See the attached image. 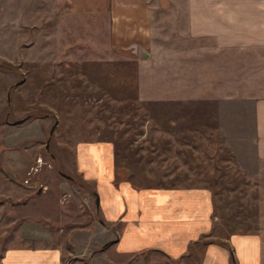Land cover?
Listing matches in <instances>:
<instances>
[{"label":"rangeland","instance_id":"rangeland-1","mask_svg":"<svg viewBox=\"0 0 264 264\" xmlns=\"http://www.w3.org/2000/svg\"><path fill=\"white\" fill-rule=\"evenodd\" d=\"M170 3L166 28H159L165 42L149 61L113 47L107 12H74L68 0H0V65L16 67L0 69V215L19 220L5 226L4 247L73 250L76 239L103 242L102 234L83 235L101 216L96 185L78 172L76 153L81 144L108 143L116 181L135 189L210 191L214 231L206 241L258 236L264 259V163L238 159L234 137L246 128H228L218 106L257 94L264 72L249 65L264 54L224 53L191 41L186 0ZM25 192L43 197L36 206L46 216L56 200L73 226L39 230L34 201L16 204ZM22 216L33 218L31 230L21 231ZM146 259L170 262L154 254ZM182 264H200V257Z\"/></svg>","mask_w":264,"mask_h":264},{"label":"crops","instance_id":"crops-1","mask_svg":"<svg viewBox=\"0 0 264 264\" xmlns=\"http://www.w3.org/2000/svg\"><path fill=\"white\" fill-rule=\"evenodd\" d=\"M68 1L74 12L109 14L113 47L118 52L125 50L150 61L159 43L165 42L158 40L159 28H166V10L171 0ZM183 17L185 32L195 43L210 44L224 53L253 51L264 54V0H186ZM249 66L252 69L257 66L261 74L264 72V61ZM218 106L222 108L220 121L228 128L240 124L246 128L244 136L234 137L238 159L246 162L251 157L256 163H264V83L261 81L255 96L248 99L228 97ZM235 107L240 109L237 113L233 112ZM79 146L76 153L78 172L84 180L95 183L101 216L96 224L85 228L83 235L102 234L103 242L93 244L91 239L88 242L76 239L73 250L59 244L4 247L5 226L11 227L19 220L11 221L0 215V264H148L146 258L151 254L164 256L174 264L196 257H200V264H232L229 249L206 241L214 231V200L210 191L135 189L124 181H116L114 149L110 144ZM247 149L251 151L250 156ZM22 166L26 168L27 164ZM24 196L26 198L17 199V205L27 199L28 203L34 201V206L42 203L43 197L31 198L28 192ZM38 207L41 212L37 213L42 216L37 217L34 226L39 230L47 224L65 229L73 226L72 215L62 210L56 200L48 216L49 211ZM38 207H35L37 211ZM20 219L23 221L21 231L31 230L33 223H28L27 217ZM71 234L72 231L68 232L69 236ZM108 243L111 244L103 249ZM226 243H230L238 264H264L260 237L232 235Z\"/></svg>","mask_w":264,"mask_h":264},{"label":"trees","instance_id":"trees-1","mask_svg":"<svg viewBox=\"0 0 264 264\" xmlns=\"http://www.w3.org/2000/svg\"><path fill=\"white\" fill-rule=\"evenodd\" d=\"M0 69H2V70H9V71H15L16 70V67L11 66V65H8V64H4V65H0ZM118 176L121 177L119 173H118ZM122 179L120 181H118V182L120 183L122 181ZM25 202H27V201H24L23 203H25ZM215 243H217V242H215ZM110 244L111 243H108V244L104 245L103 249H106ZM221 244L223 246H225L227 249L230 250V252L232 254V264H233V262L236 263V260H235V257H234V254H233V251H232L230 245L228 243H226V242H222Z\"/></svg>","mask_w":264,"mask_h":264},{"label":"water","instance_id":"water-1","mask_svg":"<svg viewBox=\"0 0 264 264\" xmlns=\"http://www.w3.org/2000/svg\"><path fill=\"white\" fill-rule=\"evenodd\" d=\"M24 122V120H22V121H18V122H15L14 124L15 125H18V124H21V123H23ZM39 192H42V190H40ZM97 206H99V199L97 198Z\"/></svg>","mask_w":264,"mask_h":264}]
</instances>
